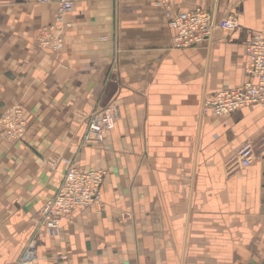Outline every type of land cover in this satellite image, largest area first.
I'll return each instance as SVG.
<instances>
[{"label":"crops","instance_id":"1","mask_svg":"<svg viewBox=\"0 0 264 264\" xmlns=\"http://www.w3.org/2000/svg\"><path fill=\"white\" fill-rule=\"evenodd\" d=\"M163 1L80 3L53 54L36 38L58 6L0 0V116L20 105L28 122L0 148V264L20 259L70 167L106 173L102 206L64 219L58 239L41 233L35 264H264V107L201 113L206 97L248 80L264 0H168L172 13L201 7L239 23L183 50ZM104 107L115 129L83 146ZM248 143L255 158L241 169Z\"/></svg>","mask_w":264,"mask_h":264},{"label":"built area","instance_id":"2","mask_svg":"<svg viewBox=\"0 0 264 264\" xmlns=\"http://www.w3.org/2000/svg\"><path fill=\"white\" fill-rule=\"evenodd\" d=\"M86 1L88 0H37L39 4L58 6L54 14V22L42 28L36 38L40 50L58 54L64 49L66 33L73 26L67 21V17L75 11L78 4ZM162 4L169 17L168 27L173 32V48L178 50L196 47L202 41L209 39L216 30L230 33L239 29L238 20L234 16L218 22L213 13L201 7L172 13L168 0L163 1ZM245 53L249 59L246 70L248 80L240 87L222 89L206 97L201 106L203 115L226 118L241 109L264 107V31L251 34L246 43ZM115 125L111 108L97 109L90 116L82 137V145L104 143L115 129ZM27 129L28 122L23 108L17 105L8 110L0 116V148L4 142L21 141ZM255 154L254 146L248 143L238 151L235 162L241 169H248L253 164ZM48 161L53 167L58 164L55 158H49ZM105 176L106 173L102 170L86 172L78 167H70L56 194L40 210V219L33 238L16 264H35L38 259L37 245L41 233L58 239L61 236V224L64 219L81 209L101 207ZM63 259L66 260V257Z\"/></svg>","mask_w":264,"mask_h":264},{"label":"rangeland","instance_id":"3","mask_svg":"<svg viewBox=\"0 0 264 264\" xmlns=\"http://www.w3.org/2000/svg\"><path fill=\"white\" fill-rule=\"evenodd\" d=\"M15 106H16V105L11 106L8 110H10L11 108H13V107H15ZM8 110H7V111H8ZM7 111H5V113H6ZM5 113H4V114H5ZM4 114H2V115H4ZM2 115H1V116H2ZM91 115H92V113H91V114L89 115V117H88V122H89V119H90V116H91ZM87 124H88V123H87ZM49 158H53V157H49ZM48 160H49V159H48ZM47 162H49V161H47ZM48 164H49V163H48ZM49 165H50V164H49ZM51 167H52V166H51ZM34 233H35V229H34ZM34 233H33V235H34ZM29 244H30V242H29ZM29 244H28V245H29ZM28 245H27V247H28ZM27 247H26V248H27ZM26 248H25V249H26ZM23 252H24V251H23ZM16 263H17V262H16ZM16 263H15V264H16Z\"/></svg>","mask_w":264,"mask_h":264},{"label":"bare ground","instance_id":"4","mask_svg":"<svg viewBox=\"0 0 264 264\" xmlns=\"http://www.w3.org/2000/svg\"><path fill=\"white\" fill-rule=\"evenodd\" d=\"M116 126V125H115Z\"/></svg>","mask_w":264,"mask_h":264}]
</instances>
